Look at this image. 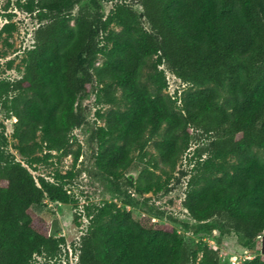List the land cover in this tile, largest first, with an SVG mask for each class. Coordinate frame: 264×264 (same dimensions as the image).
<instances>
[{
  "label": "trees",
  "instance_id": "obj_1",
  "mask_svg": "<svg viewBox=\"0 0 264 264\" xmlns=\"http://www.w3.org/2000/svg\"><path fill=\"white\" fill-rule=\"evenodd\" d=\"M81 1L19 4L39 23L23 74L0 79V108L16 118L14 148L23 159L8 150L0 121V264H35V255L51 259L65 242L48 232L32 205L44 197L73 199L62 183L35 177L29 167L38 151L65 150L84 123L91 69L100 85L95 102L109 105L99 113L104 125L91 133L106 173H123L152 141L160 173L144 167L140 177L145 190L158 189L192 139L209 140L205 149L194 148L188 169L180 171L183 206L195 221L218 218L221 234L234 233L249 257L225 260L217 244L188 241L173 225L142 221L104 203L87 211L78 264H264L257 247L264 233V158L252 151H264V0H138L142 12L125 0H106L114 2L106 18L96 3L74 13ZM111 19L119 29L108 30L105 49L99 36ZM101 52L102 63L93 65ZM162 62L188 85L180 107L165 92ZM79 155L74 151V161Z\"/></svg>",
  "mask_w": 264,
  "mask_h": 264
},
{
  "label": "rangeland",
  "instance_id": "obj_2",
  "mask_svg": "<svg viewBox=\"0 0 264 264\" xmlns=\"http://www.w3.org/2000/svg\"><path fill=\"white\" fill-rule=\"evenodd\" d=\"M20 1L22 0H0V79H16L23 74L27 52L33 45V33L39 23L34 13L26 12L20 7ZM125 1L138 12H142L138 0ZM93 3L98 5L103 18L112 17L114 2L106 0H82L74 7L73 12L84 5L92 6ZM109 29H119L114 19H111L99 36V42L105 49L110 47L106 38ZM103 59L104 54L98 53L93 65H99ZM159 67L164 70L168 82L165 92L177 98V105L180 107V94L188 85L182 82L166 63L162 62ZM91 73L89 92L82 99L84 123L72 131L65 150L50 153L38 151V160L29 167L35 177L44 176L51 181L62 183L73 199L70 203H60L44 197L41 203L32 205L35 212L45 219L48 232L53 236L62 235L65 238L56 257L49 259L43 255H35V264H78L79 239L89 220L87 211L104 203L126 208L136 219L142 221L151 218L155 225H173L188 241L199 243L206 240L217 244L225 260L244 257L245 253L239 246L236 235L221 234L220 229L216 227L220 223L218 218L213 217L205 222L195 221L183 206L186 177L182 176L180 171L188 169L187 160L194 148L199 144L201 149H205L209 140H202V143L192 139L190 149L180 157L175 169L161 175V186L158 189L145 190V181L140 177V171L144 167L160 173L154 166L158 157L152 141L147 145V153L143 159H134L123 173L116 177L106 173L104 166L97 160L98 148L91 133L104 125V119L99 113L109 105L96 104L95 93L100 85L93 69ZM223 93L227 94L225 90ZM15 120V117L6 118L0 108V121L6 126L7 148L17 159L23 161L14 148L16 141L12 136V129ZM192 136L197 137L194 133ZM77 149L80 155L74 161V151ZM252 151L264 158L263 150L253 148ZM257 246L264 249V233L258 238ZM200 257L201 253H198L195 262H199Z\"/></svg>",
  "mask_w": 264,
  "mask_h": 264
},
{
  "label": "built area",
  "instance_id": "obj_3",
  "mask_svg": "<svg viewBox=\"0 0 264 264\" xmlns=\"http://www.w3.org/2000/svg\"><path fill=\"white\" fill-rule=\"evenodd\" d=\"M262 235V234H261ZM261 235H259L258 236V238L261 236ZM258 247V246H257ZM264 249H262V251H263ZM244 257H249V255H247L246 253H245V256Z\"/></svg>",
  "mask_w": 264,
  "mask_h": 264
},
{
  "label": "water",
  "instance_id": "obj_4",
  "mask_svg": "<svg viewBox=\"0 0 264 264\" xmlns=\"http://www.w3.org/2000/svg\"><path fill=\"white\" fill-rule=\"evenodd\" d=\"M264 251V250H263Z\"/></svg>",
  "mask_w": 264,
  "mask_h": 264
}]
</instances>
